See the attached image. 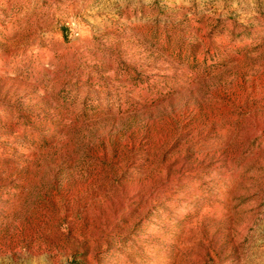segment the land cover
Segmentation results:
<instances>
[{"label":"rangeland","instance_id":"1","mask_svg":"<svg viewBox=\"0 0 264 264\" xmlns=\"http://www.w3.org/2000/svg\"><path fill=\"white\" fill-rule=\"evenodd\" d=\"M0 264H264V0H0Z\"/></svg>","mask_w":264,"mask_h":264}]
</instances>
